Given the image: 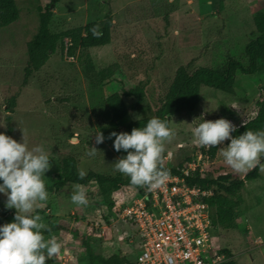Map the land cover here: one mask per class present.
I'll use <instances>...</instances> for the list:
<instances>
[{
	"label": "rangeland",
	"instance_id": "374dc122",
	"mask_svg": "<svg viewBox=\"0 0 264 264\" xmlns=\"http://www.w3.org/2000/svg\"><path fill=\"white\" fill-rule=\"evenodd\" d=\"M19 17L12 24L0 27V131L6 132L8 116L18 141L24 134L29 147L39 145L50 158L51 167L43 180L50 185L57 180L62 159L73 155L78 168L126 178L114 171L110 163L126 153L116 151L112 139L95 144L99 130L108 133L127 131L135 114H153L164 98L176 68L193 60L194 67H221L232 56L249 66L245 46L256 32L255 17L264 11V0H60L53 10L52 28L57 31L100 20L107 12L113 16L111 51L120 68L99 87H89L82 66L67 51L57 49L48 62L25 79L28 61L27 42L40 28V10L49 0H16ZM66 47L70 45L66 38ZM145 85L151 110L136 107L134 97H124L128 112L113 118L115 107L107 97L123 88ZM233 94L213 87L201 90L200 106L194 112L170 116L173 136L166 140L161 164L184 165L198 147L191 129L202 119L215 120L226 116L224 106L235 108L237 119L252 116L257 102L264 96V71H237ZM15 100L13 110L9 109ZM244 116V117H243ZM98 150L87 155L90 146ZM214 176L233 172L222 152L211 162ZM264 163V160L261 161ZM79 183L67 182L60 190L47 191L46 201H38V212L46 226L58 221L68 227L44 235L62 242L58 256L45 264H87L83 237L105 256L123 252L134 260L139 250L136 227L122 216L123 207L137 195L135 185L119 184L106 190L97 181L80 184L88 199L87 205L71 201V193ZM240 203L238 228L215 229L217 241L229 259L223 264H264V170L257 178L247 180L233 195ZM6 196L0 194V223L11 222L15 209L5 207ZM74 231L77 235H74ZM226 249L229 251L227 252Z\"/></svg>",
	"mask_w": 264,
	"mask_h": 264
},
{
	"label": "trees",
	"instance_id": "16d2710c",
	"mask_svg": "<svg viewBox=\"0 0 264 264\" xmlns=\"http://www.w3.org/2000/svg\"><path fill=\"white\" fill-rule=\"evenodd\" d=\"M60 0H49L44 8L40 10V28L37 34L27 42L28 61L25 67V79L34 72L40 70L50 59L52 54L61 49L67 51L70 57H75L83 68V72L90 88L99 87L106 79L114 76L120 68L119 61L113 56L111 51L105 49L110 46L112 41V28L114 25L113 16L110 12L100 20H93L84 25H78L66 30L57 31L52 28V18L54 5ZM19 17V7L16 0H0V27L8 26ZM256 32L252 39L245 46V52L248 56L249 66L244 67L243 63L230 56L221 67L200 66L194 67L193 60L179 65L170 82L167 92L158 108L153 114L143 116L141 120L133 119L127 125V131L130 132L133 127L143 126L151 117H159L170 122V116L181 112H194L200 106L201 90L204 86L213 87L218 90L233 94L234 84L237 77V71L242 70L247 73H256L264 71V11H260L255 17ZM99 26L100 36L92 34V27ZM66 38L70 45L66 47ZM124 97H134L136 107L144 110H151V104L148 99L145 85L137 84L130 88H123L121 92H115L107 97L110 104L115 107L113 118L118 119L128 112V106ZM9 106L13 110L15 100H11ZM257 114L236 128L233 136L242 134L247 129H264V96L257 102ZM223 114L229 117H238L236 110L230 106H224ZM11 117L8 116V128L5 134L9 135L12 131L10 125ZM216 148L212 147L211 153L215 155ZM264 157L261 158V161ZM161 167L169 169L170 173H180L178 165H164ZM78 160L73 155L65 156L62 159L61 166L56 172L57 180L50 185H45L47 191L60 190L67 182L87 184L91 180L97 181L106 188V183L110 182L109 190L119 188V184H130L129 177L123 178L120 175L112 176L98 171L90 170L83 178L78 175ZM260 174V167H254L248 170L244 177H239L233 172L221 173L214 176L212 173L205 177L188 178L190 182H199L203 185H214V194L210 198L212 205V221L215 229L232 230L239 226L237 222L238 208L240 203L233 197L245 184L247 180L257 178ZM43 179V177H42ZM138 189V195L143 191V186L135 185ZM137 195V196H138ZM47 229H42L44 235L52 234L58 230H67L68 227L58 221H51ZM77 235V232H73ZM83 244L87 253V264H135L134 260L127 257L123 252L113 253L105 256L102 252L96 250L91 243L90 237H83ZM140 241V240H139ZM225 250V248H224ZM227 252H229L226 249Z\"/></svg>",
	"mask_w": 264,
	"mask_h": 264
},
{
	"label": "clouds",
	"instance_id": "9594fccd",
	"mask_svg": "<svg viewBox=\"0 0 264 264\" xmlns=\"http://www.w3.org/2000/svg\"><path fill=\"white\" fill-rule=\"evenodd\" d=\"M99 26L91 29L94 36L102 33ZM141 120L139 114L133 116ZM236 125L220 117L215 120L202 119L192 129L195 142L200 146L210 147L223 144L220 148L227 165L237 172L247 171L259 166L264 170V129H247L242 134L231 135ZM174 130L168 122L159 117H151L143 126L133 127L130 132L115 130L107 137L99 130L94 135L95 144L105 139H112L114 150H123L126 154L110 163L114 171L129 177L132 185L147 186L148 191L159 188L170 175V170L161 167L165 141L170 139ZM94 145L87 155L94 157L97 153ZM51 167L49 155L39 146L29 147L22 135L18 141L0 131V194L6 196L5 207L15 209L11 222L0 223V264H45L49 258L61 252L62 242L56 237L45 239L42 229L50 231L34 206L38 201H46L48 192L42 177ZM80 178L86 171H78ZM71 201L77 205H87L88 199L84 188L75 185Z\"/></svg>",
	"mask_w": 264,
	"mask_h": 264
},
{
	"label": "built area",
	"instance_id": "2783aa9c",
	"mask_svg": "<svg viewBox=\"0 0 264 264\" xmlns=\"http://www.w3.org/2000/svg\"><path fill=\"white\" fill-rule=\"evenodd\" d=\"M257 112L258 106L245 119L223 117L238 128ZM227 143L225 139L209 148L196 143L198 152L179 167L180 173H170L152 191L143 186L141 194L123 207L122 218L136 227L140 240L135 264H223L229 259L214 233L210 203L214 185L188 180L208 176L212 160Z\"/></svg>",
	"mask_w": 264,
	"mask_h": 264
}]
</instances>
